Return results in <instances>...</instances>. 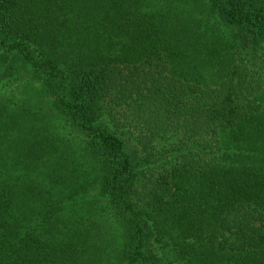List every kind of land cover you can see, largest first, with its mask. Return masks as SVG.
Returning a JSON list of instances; mask_svg holds the SVG:
<instances>
[{
  "label": "trees",
  "instance_id": "16d2710c",
  "mask_svg": "<svg viewBox=\"0 0 264 264\" xmlns=\"http://www.w3.org/2000/svg\"><path fill=\"white\" fill-rule=\"evenodd\" d=\"M0 264H264V0H0Z\"/></svg>",
  "mask_w": 264,
  "mask_h": 264
}]
</instances>
